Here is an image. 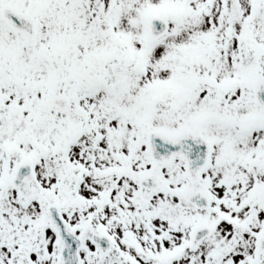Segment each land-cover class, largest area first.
<instances>
[{"label":"snow or ice","instance_id":"1","mask_svg":"<svg viewBox=\"0 0 264 264\" xmlns=\"http://www.w3.org/2000/svg\"><path fill=\"white\" fill-rule=\"evenodd\" d=\"M0 264H264V0H0Z\"/></svg>","mask_w":264,"mask_h":264}]
</instances>
